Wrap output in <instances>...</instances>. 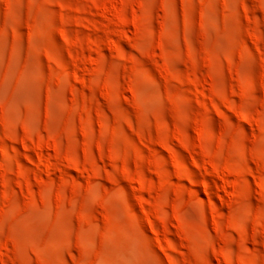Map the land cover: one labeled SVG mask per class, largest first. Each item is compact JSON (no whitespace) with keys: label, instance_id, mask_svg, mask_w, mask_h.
<instances>
[{"label":"rangeland","instance_id":"374dc122","mask_svg":"<svg viewBox=\"0 0 264 264\" xmlns=\"http://www.w3.org/2000/svg\"><path fill=\"white\" fill-rule=\"evenodd\" d=\"M0 264H264V0H0Z\"/></svg>","mask_w":264,"mask_h":264}]
</instances>
